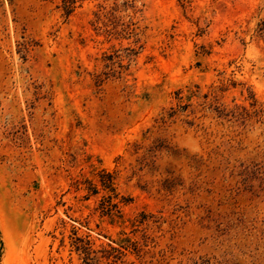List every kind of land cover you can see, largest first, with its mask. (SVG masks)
I'll return each mask as SVG.
<instances>
[{"label": "rangeland", "instance_id": "rangeland-1", "mask_svg": "<svg viewBox=\"0 0 264 264\" xmlns=\"http://www.w3.org/2000/svg\"><path fill=\"white\" fill-rule=\"evenodd\" d=\"M100 1L0 0V264H264V183L237 175L262 125L229 142L209 108L264 105V0H144L141 49L98 84L129 45Z\"/></svg>", "mask_w": 264, "mask_h": 264}, {"label": "trees", "instance_id": "trees-1", "mask_svg": "<svg viewBox=\"0 0 264 264\" xmlns=\"http://www.w3.org/2000/svg\"><path fill=\"white\" fill-rule=\"evenodd\" d=\"M80 0H62V10L65 15H68L75 8V3ZM144 0H101L96 4V9L93 11L94 29L98 34H103L105 38L110 41L111 39L122 41H129V45L124 48L126 55L117 53L118 50L113 49L110 54L104 53V59L110 64L108 71L96 76V82L100 84L108 76L119 77L124 73L130 64L131 60H134L137 56L142 45L140 43V35L142 34V28L140 27L139 20L136 15L142 11ZM262 27L259 28L260 33L264 32V20L262 21ZM127 58V63L124 64L123 60ZM115 64L116 67H113ZM105 66H108L107 64ZM103 75V76H102ZM188 104L178 106V109L171 107L170 111L160 118L161 123H164L166 119L173 117L176 114V110L185 112ZM215 112V117L220 119L221 124H226V128L231 134L228 135L229 142L235 140L237 136H240L246 131L248 126L253 127L254 124L262 125L258 136H262L261 143L263 148L261 153H256V158L249 159V162L244 165H239V171L237 175L241 178V183L244 184V188L250 189L252 183L257 181L260 185L264 183V105H256L253 101L249 103V107L245 105H234L231 108H219L217 106L210 107ZM189 125H192V121H187ZM237 144L240 140H236ZM261 143L256 144V148ZM232 172V171H231ZM98 180L101 188L107 192L100 202V209L106 214L119 213L120 204H126L129 200L128 197L119 195L116 192L114 186V176L110 172L101 170L98 173ZM87 190L91 194L98 192L95 185L87 181ZM77 241H80V245H76V249H80L87 259H90L92 249L88 240H83L76 237ZM1 244V241H0ZM116 249L110 247V250H102L106 254H111ZM86 264H91L85 261Z\"/></svg>", "mask_w": 264, "mask_h": 264}]
</instances>
